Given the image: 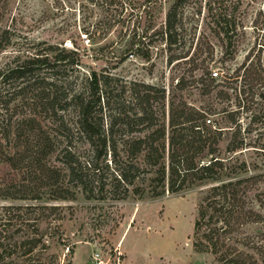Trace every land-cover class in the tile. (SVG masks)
I'll return each instance as SVG.
<instances>
[{"label":"trees","instance_id":"16d2710c","mask_svg":"<svg viewBox=\"0 0 264 264\" xmlns=\"http://www.w3.org/2000/svg\"><path fill=\"white\" fill-rule=\"evenodd\" d=\"M121 1L105 0L107 6L119 4L112 14L117 23L134 15L133 10L121 16L125 10ZM193 1L174 0L162 30L138 37L134 32L125 53L135 49L148 59L151 51L143 48L142 39L147 38V43L165 42L171 51L168 64L175 56L188 57L190 48L185 47L193 36L185 24V10ZM230 1L214 15L213 31L232 46L238 40L239 0ZM10 39L8 29H0V54ZM255 44L244 61L220 79L225 89L218 90V97L228 101L221 110L212 104L196 106L184 97L188 88H200L202 95H208L218 75L208 71L213 52L196 62L202 55L197 46L184 60L192 64V72L177 76L166 90L105 69H85L76 49L16 44L0 63V152L6 153V161L22 179L0 181V201H38L46 193L52 201L71 200L77 188L90 198L123 200L198 187L193 248L214 254L217 264H257L241 250V239L232 237L242 224L262 219L247 206V192L263 175L252 173L248 162L237 158L247 146L264 149L260 137L264 135V44ZM176 50L185 53L174 55ZM198 67L202 72L196 75L193 71ZM220 115L231 125L219 126L209 118ZM253 131L257 136L248 138ZM53 154L61 157L59 166L48 160ZM20 208L29 213L53 207L1 206L7 211ZM22 216L18 215V228L20 221L33 226L43 219L30 218L36 224L29 225ZM6 233L7 228L0 229L2 264H13L9 257L15 255H24L23 264H58L41 259L38 250H47L43 241L47 236L37 229L19 240Z\"/></svg>","mask_w":264,"mask_h":264},{"label":"rangeland","instance_id":"374dc122","mask_svg":"<svg viewBox=\"0 0 264 264\" xmlns=\"http://www.w3.org/2000/svg\"><path fill=\"white\" fill-rule=\"evenodd\" d=\"M173 1H121L125 8L121 16L125 17L133 10L134 15L129 17V22L126 19L117 23L112 14L120 9L119 4L107 6L105 0H0V29H8L11 38L10 45L0 54V63L7 56L5 52L14 49L16 44L17 47L62 45L78 51L85 69H105L121 78L165 86L168 90L177 76H188L192 72V64H186L184 60L197 46L202 55L196 62L213 52L214 60L209 62L208 71L212 76L218 75L208 95H202L200 88H188L184 97L196 106L212 104L221 110L228 101L218 97V90L225 89L220 79L244 61L255 43L264 44V0H239L236 11L238 40L232 46L213 31L214 15L222 9L221 5L229 6L231 1L194 0L185 10L188 16L185 24L193 36L185 47V50L190 48L188 57L177 59L175 56L168 64L171 51L166 50L165 42L159 39L147 43V38L142 39L145 40L143 48L151 51L148 59L135 49L125 53L134 32L138 37L162 30L166 11ZM83 28L89 31H83ZM177 51L174 55L185 53ZM201 72L199 67L193 71L196 75ZM220 117L222 115L209 116L219 126L231 125L228 119L221 120ZM242 120L243 124L248 121ZM256 132H250L248 138L257 136ZM225 146L226 140L220 144L222 152ZM5 157L6 153L0 152V181H20L22 175L10 167ZM237 158L248 162L249 170H255L252 173L263 175L261 181L247 192V206L258 211L262 219L242 224L232 237L241 239L238 245L245 254L253 257L257 264H264V149L247 146ZM48 160L59 166L61 157L53 154ZM198 191V187H192L181 193H165L158 197L145 194L141 198L99 200L77 188L71 200L52 201L47 199L46 193L38 201H0V223L11 224L0 226V229L7 228L6 234L11 233L12 240L22 239L37 229L39 234L47 236L43 237L47 250H38L41 259L58 264H98L100 261L104 264H217L214 254L197 252L192 245ZM3 205L53 208L26 213L23 208L3 210ZM19 214H23V221L29 225L36 224L30 218L43 216V219L33 226L22 225L20 221L18 228ZM23 258L24 255L9 257L13 264H23Z\"/></svg>","mask_w":264,"mask_h":264},{"label":"built area","instance_id":"2783aa9c","mask_svg":"<svg viewBox=\"0 0 264 264\" xmlns=\"http://www.w3.org/2000/svg\"><path fill=\"white\" fill-rule=\"evenodd\" d=\"M97 256H98V254H96ZM97 259V258H96ZM103 262L102 261H100L98 264H102ZM104 264V263H103Z\"/></svg>","mask_w":264,"mask_h":264}]
</instances>
